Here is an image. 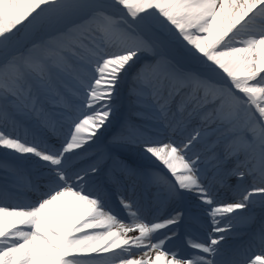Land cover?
I'll return each mask as SVG.
<instances>
[{
    "label": "snow or ice",
    "instance_id": "1",
    "mask_svg": "<svg viewBox=\"0 0 264 264\" xmlns=\"http://www.w3.org/2000/svg\"><path fill=\"white\" fill-rule=\"evenodd\" d=\"M0 150V264H264V0H0Z\"/></svg>",
    "mask_w": 264,
    "mask_h": 264
},
{
    "label": "bare ground",
    "instance_id": "2",
    "mask_svg": "<svg viewBox=\"0 0 264 264\" xmlns=\"http://www.w3.org/2000/svg\"><path fill=\"white\" fill-rule=\"evenodd\" d=\"M126 91H127L126 86L121 89V104H122V107H121L120 112H118L117 116L114 118L113 124H112L111 128L109 129V132L106 133L105 139L112 132H115V131H117L119 129L120 120L125 115H127ZM6 155H10V154H6L5 150H0V159L4 158ZM0 175H2V174H0ZM33 196H34V194L28 192L26 189H20L17 193L13 194V197L10 200V202H12V203H15V202H18V201L31 202V200L33 199ZM17 198H19V199H17ZM260 215H261V213H260L259 207H256L255 216L259 219ZM258 224H259V221L255 225L254 229L258 226ZM251 226L252 225H249L248 223H246L243 220H234L233 221V230L231 232L227 233V239L230 238V237H239V236H241V235L237 234V231L240 228H243V227L249 228ZM227 243H228V245H227ZM239 245H237V246H239ZM177 246H179V242L178 241H174L172 244L168 245V247H171V248H175ZM230 246H231V244L226 241L225 247L229 248Z\"/></svg>",
    "mask_w": 264,
    "mask_h": 264
},
{
    "label": "rangeland",
    "instance_id": "3",
    "mask_svg": "<svg viewBox=\"0 0 264 264\" xmlns=\"http://www.w3.org/2000/svg\"><path fill=\"white\" fill-rule=\"evenodd\" d=\"M17 199H19V198H17Z\"/></svg>",
    "mask_w": 264,
    "mask_h": 264
}]
</instances>
